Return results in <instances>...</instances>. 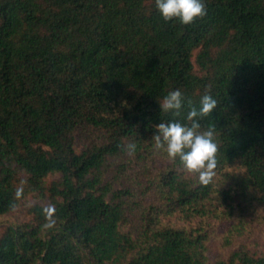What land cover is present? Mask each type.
I'll use <instances>...</instances> for the list:
<instances>
[{
  "label": "trees",
  "instance_id": "obj_1",
  "mask_svg": "<svg viewBox=\"0 0 264 264\" xmlns=\"http://www.w3.org/2000/svg\"><path fill=\"white\" fill-rule=\"evenodd\" d=\"M204 3L183 25L155 0H0V264H264V0ZM206 94L207 186L154 140Z\"/></svg>",
  "mask_w": 264,
  "mask_h": 264
},
{
  "label": "clouds",
  "instance_id": "obj_2",
  "mask_svg": "<svg viewBox=\"0 0 264 264\" xmlns=\"http://www.w3.org/2000/svg\"><path fill=\"white\" fill-rule=\"evenodd\" d=\"M155 6L165 21L176 19L183 25H190L207 13L204 0H155ZM184 104L185 98L179 89L168 92L160 101L162 112L172 113L174 116L180 115ZM187 105V122L173 120L155 126V145L164 150L170 160L178 159L187 172L198 174L200 183L207 186L216 174L218 145L215 142V129L210 126L201 131L200 119L212 114L217 107V101L206 94L201 97L199 108L191 99L187 100ZM136 148L137 145L130 142L122 150L128 155H134ZM22 196L23 189H17L15 198L20 199ZM45 214V227H53L55 220L52 209H45Z\"/></svg>",
  "mask_w": 264,
  "mask_h": 264
},
{
  "label": "rangeland",
  "instance_id": "obj_3",
  "mask_svg": "<svg viewBox=\"0 0 264 264\" xmlns=\"http://www.w3.org/2000/svg\"><path fill=\"white\" fill-rule=\"evenodd\" d=\"M19 212H20V211L14 213V214L12 215L11 218L9 217V219L17 220L18 218H20ZM221 225H222V226H221V228H220V233H221L222 231H224V230H228V228L231 226V222H227V223L224 224V225H223V223H222ZM255 229L257 230L258 235H264V223H258V224H256ZM221 250H222V246H219V243H218V242L214 243V244L211 246V254H212L213 256L216 255V254H218L219 251H221ZM222 251L225 252L226 249L223 248Z\"/></svg>",
  "mask_w": 264,
  "mask_h": 264
}]
</instances>
